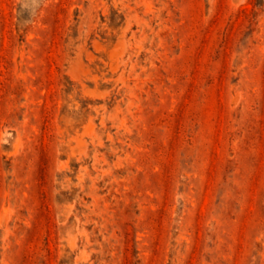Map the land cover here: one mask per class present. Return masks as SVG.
<instances>
[{
	"label": "rangeland",
	"instance_id": "1",
	"mask_svg": "<svg viewBox=\"0 0 264 264\" xmlns=\"http://www.w3.org/2000/svg\"><path fill=\"white\" fill-rule=\"evenodd\" d=\"M0 264H264V0H0Z\"/></svg>",
	"mask_w": 264,
	"mask_h": 264
}]
</instances>
